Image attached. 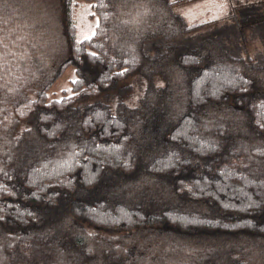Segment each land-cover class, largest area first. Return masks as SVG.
Wrapping results in <instances>:
<instances>
[{"label":"trees","instance_id":"1","mask_svg":"<svg viewBox=\"0 0 264 264\" xmlns=\"http://www.w3.org/2000/svg\"><path fill=\"white\" fill-rule=\"evenodd\" d=\"M26 1L0 0V264H264V45L181 0H85L81 38L80 0Z\"/></svg>","mask_w":264,"mask_h":264},{"label":"rangeland","instance_id":"2","mask_svg":"<svg viewBox=\"0 0 264 264\" xmlns=\"http://www.w3.org/2000/svg\"><path fill=\"white\" fill-rule=\"evenodd\" d=\"M27 1V5L32 3ZM33 4V11L36 12L40 7L42 10L46 3L40 0V2L37 1ZM55 4L59 6L57 0H55ZM76 9L77 35L79 38L90 36L94 32L97 23V18L89 15L91 11L90 4L85 0H80L76 4ZM176 10L182 13L190 22L205 23L198 31L194 32L196 37L215 33L235 53H239L244 49H248V52L255 51L259 46V49L263 48L264 0H181L176 5ZM250 14L258 17L253 21L242 19L243 16ZM195 36L192 37L193 40ZM76 74L75 68L69 66L53 86L51 94L61 96L69 92L70 79L76 77ZM134 84V94L130 96L132 100L140 95L138 81L134 80Z\"/></svg>","mask_w":264,"mask_h":264}]
</instances>
